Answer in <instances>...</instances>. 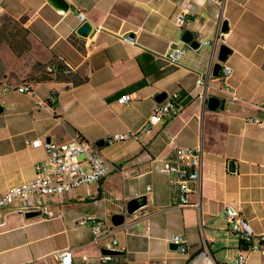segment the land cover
<instances>
[{
	"label": "crops",
	"instance_id": "0c3cea01",
	"mask_svg": "<svg viewBox=\"0 0 264 264\" xmlns=\"http://www.w3.org/2000/svg\"><path fill=\"white\" fill-rule=\"evenodd\" d=\"M66 2L69 10L62 12L47 0H0V192L33 179L34 165L46 158L42 147L30 145L34 140L66 142L79 134L115 168L99 182L57 196L47 221L41 214L37 221L25 218L16 211L19 201L1 209L0 264H57L52 255L63 249H71L76 263L86 257L89 264H99L88 217L112 232L124 264H229L238 255L246 264H264V255L245 249L224 218V207L232 205L255 234L264 231V128L247 121L264 120V0ZM183 10L189 21L179 28L175 19ZM79 13L93 27L87 38L75 34ZM184 30L204 48H187L171 65L163 55L182 45ZM123 34L134 37L135 44L122 42ZM221 44L231 49L224 64L232 69L227 83L238 97L233 103L223 102L219 78L211 75ZM57 63L63 72H47ZM201 76L208 77L207 87L196 84ZM4 84H27L35 96L5 94ZM174 92L179 95L176 114L149 133L105 144L115 134L139 131L155 98ZM124 94L130 101L120 105L116 101ZM211 97L220 100L216 111L207 108ZM169 137L175 147L202 149L192 205L183 209L174 207L167 166L176 150ZM229 161H234L233 173ZM140 196L146 204L113 227L111 217L124 214L127 202ZM45 222L64 228L38 236L32 227ZM68 224L75 226L77 243L36 245L67 234ZM173 234L187 236L185 255L168 249Z\"/></svg>",
	"mask_w": 264,
	"mask_h": 264
},
{
	"label": "built area",
	"instance_id": "2783aa9c",
	"mask_svg": "<svg viewBox=\"0 0 264 264\" xmlns=\"http://www.w3.org/2000/svg\"><path fill=\"white\" fill-rule=\"evenodd\" d=\"M218 1V0H215ZM187 11L183 10L176 16L175 23L182 28L188 21ZM80 22L84 21L82 13L77 15ZM121 41L134 45L135 39L129 34H123ZM209 44V42L205 43ZM187 45H173L171 49L163 55V58L171 65H176L185 55ZM55 67L49 66L47 72H54ZM67 69H65V72ZM67 73V72H66ZM232 74V69L228 65L221 63V69L218 73V90L225 93L224 103H233L238 101L234 90L228 85L227 80ZM198 86L207 87L206 81L201 76L196 81ZM17 92L35 96V90L27 84L11 87L8 84L3 85V93ZM49 103H54L52 95L48 98ZM130 101V95L124 94L117 99L120 105H126ZM2 101V105H4ZM179 95L174 92L160 102L156 103L152 109L151 115L137 132H128L126 134H115L105 141V144L123 142L131 137H137L140 134L149 133L152 127L159 124L163 119L176 114L179 111ZM249 123L264 128V120L259 118H249ZM168 144L176 150V156L172 163L167 166L170 175V184L173 192L174 207L183 209L191 206L190 196L192 194L191 184L199 181L201 175L202 149L201 147H175L173 138L169 137ZM32 147H42L46 158L44 161L37 162L34 165V177L30 181L10 186L5 191L0 192V210L14 201H19L16 211L20 214L36 212L41 214L43 219H51L54 215L50 206L56 203V197L61 196L65 191L80 186H89L106 178L115 168L110 162L104 159L95 149V146L89 145L78 135L66 142H53L34 140L30 143ZM80 156L82 158L80 159ZM88 169L85 170L83 165ZM119 170V169H118ZM120 171V170H119ZM122 175L124 171H120ZM146 190H150L149 187ZM126 216V207L124 208ZM224 218L228 223L229 230L234 234L240 244L250 252H256L264 255V231L255 234L248 222L241 216L239 210L232 205L224 207ZM86 223L91 233L92 243L99 247V264H124L117 255L103 254V251L116 250L117 241L111 231H105L102 223L93 217H88ZM5 224V217L0 216V227ZM125 224V222L123 223ZM177 247V251L185 255L187 253L188 238L185 234H173L170 239ZM57 264H89V260L83 257L81 263L73 260L71 249H63L54 252L52 255ZM229 264H246V259L242 255L234 257Z\"/></svg>",
	"mask_w": 264,
	"mask_h": 264
},
{
	"label": "water",
	"instance_id": "95a60500",
	"mask_svg": "<svg viewBox=\"0 0 264 264\" xmlns=\"http://www.w3.org/2000/svg\"><path fill=\"white\" fill-rule=\"evenodd\" d=\"M47 2L56 10L66 12L69 10V5L66 2V0H47ZM93 27L90 25L89 22L83 21L79 24L77 29L75 30V34L78 35L81 38H87L90 33L92 32ZM220 31L222 33H225L227 31V23L223 22L221 25ZM179 42H181L184 45H187L189 49L191 50H198L201 47V42L197 39L195 34L191 32L190 30H184L180 36ZM231 54V49L221 44L219 45L217 56H216V63L213 65L211 75L213 77H216L221 69V63H225L227 61L228 56ZM166 98V94H159L155 98L156 103L162 102ZM220 100L215 97H211L207 100V108L210 111H216L219 108ZM0 113H1V107H0ZM48 141V140H46ZM82 156H80V159ZM228 172L233 173L234 171V161L228 162ZM146 204V198L144 196H140L137 198H133L129 200L126 204V214H133L137 210H139L141 207H143ZM38 213L36 212H29L25 214V218H33L37 216ZM110 222L113 227H118L123 225L125 222V215L124 214H114ZM168 249L176 251L177 247L173 243L168 244ZM103 254H110V255H116L118 254L117 250H110V251H103Z\"/></svg>",
	"mask_w": 264,
	"mask_h": 264
},
{
	"label": "rangeland",
	"instance_id": "374dc122",
	"mask_svg": "<svg viewBox=\"0 0 264 264\" xmlns=\"http://www.w3.org/2000/svg\"><path fill=\"white\" fill-rule=\"evenodd\" d=\"M200 48H204V45H201ZM187 51H189V49H187ZM89 141H90V144L94 143L91 140H89ZM83 168L85 170L88 169L86 164L83 165ZM40 219H42L41 216H36V217L30 219V221H37V220H40ZM44 221H47V220H44ZM51 223L52 222L40 223L38 225H34L32 227V229L35 231V233L38 236H43V235H45V234H47L49 232L60 231V230H62L64 228V226L60 225V222H58V224L55 223L54 225L53 224L51 225ZM74 227H75L74 225L68 224L66 226V228L69 229L67 234H61L60 236L55 237L54 241H50V240L49 241H47V240L46 241H41V242H39V244L36 243V245L43 247V246H45L47 244H51L52 242H54V243L57 244L58 248H60V247H63L65 245H67V244L70 245L71 243L72 244L77 243V241H76L77 239L74 237L75 233H76V230L73 229ZM28 264H30V262Z\"/></svg>",
	"mask_w": 264,
	"mask_h": 264
},
{
	"label": "trees",
	"instance_id": "16d2710c",
	"mask_svg": "<svg viewBox=\"0 0 264 264\" xmlns=\"http://www.w3.org/2000/svg\"><path fill=\"white\" fill-rule=\"evenodd\" d=\"M63 60H59V62L60 63H63L62 62ZM60 63H57L56 65H55V70L56 71H58V72H63V68L60 66ZM65 72V71H64ZM138 85V83L137 84H134V86H131V88H133V87H135V86H137ZM50 95H52L53 97H54V99H55V94L54 93H51ZM56 101V100H55ZM49 102V101H48ZM55 103V102H54ZM53 104V103H52ZM76 135H78L82 140H84L83 139V137L81 136V135H79V134H76Z\"/></svg>",
	"mask_w": 264,
	"mask_h": 264
}]
</instances>
